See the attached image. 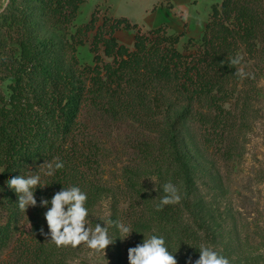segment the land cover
Here are the masks:
<instances>
[{
	"label": "trees",
	"instance_id": "16d2710c",
	"mask_svg": "<svg viewBox=\"0 0 264 264\" xmlns=\"http://www.w3.org/2000/svg\"><path fill=\"white\" fill-rule=\"evenodd\" d=\"M84 1L7 0L0 11V178L6 183L13 176H41L31 215L36 237L20 249L19 264H68L75 255L70 246L57 248L46 235L49 230L41 227L51 207L50 203L41 206L42 199L50 201L63 187L75 185L87 193L89 210L106 192L91 179L96 158L84 150L81 138L78 118L87 104L114 117L123 112L163 113L168 152L163 159L165 169L158 170L157 176L164 184L176 185L182 199L157 211L164 195L162 186L150 190L128 173L126 187L140 204L139 214L145 220L176 226L196 190L193 176L199 170L181 139V128L193 116L195 105L214 103L217 93L223 96L227 86L239 80L228 60L239 54L240 44L252 53L255 41L264 35V0L211 4L200 47L188 53L175 47L179 36L165 33L161 26L151 29L154 37L150 38L139 32L136 23L114 18L106 37L94 36L96 64L80 66L73 54L68 55V48H74L61 28L73 21ZM118 29L137 30L132 50L118 42L113 34ZM99 43L111 63L98 62ZM55 158L65 167L52 176L44 175L39 165ZM1 196L0 255L27 212L19 210L18 196L7 185ZM109 219L118 221L116 208Z\"/></svg>",
	"mask_w": 264,
	"mask_h": 264
},
{
	"label": "rangeland",
	"instance_id": "374dc122",
	"mask_svg": "<svg viewBox=\"0 0 264 264\" xmlns=\"http://www.w3.org/2000/svg\"><path fill=\"white\" fill-rule=\"evenodd\" d=\"M172 1L175 7L171 0H85L73 21L61 28L74 48H68V55L73 54L80 66H94L95 34L106 37L112 20L120 17L136 23L139 32L150 38L154 37L151 29L161 26L165 33L179 36L175 45L179 51H197L211 4L219 5L222 0ZM6 2L0 0V11ZM178 9L180 17L175 14ZM92 15L94 22L86 28ZM136 31L118 29L113 34L120 44L132 50ZM255 42L252 53L244 44L238 49L243 56L239 67L254 73L255 79H239L227 86L223 96L217 93L214 103L195 105L193 116L181 128V139L199 170L193 176L196 190L187 207H183L176 226L145 220L147 217L139 214L140 204L126 187L128 173L150 190L163 186L157 176L158 170L165 169L163 159L168 152L163 113L123 112L114 117L88 104L81 109L78 119L84 150L96 158L90 169L91 179L106 189L89 209L87 225L94 229L100 223L103 227L116 208L118 221L133 232L125 239L110 226L113 244L106 249V255L82 245L74 249L75 255L68 264H128V249L151 234L165 237L178 264H194L201 245L214 246L231 264H264V35ZM96 50L100 65L112 62L103 53L102 43ZM5 185L0 178V202ZM33 209L31 205L27 208L18 230L1 252L0 264H19L20 249L33 242ZM41 227L48 231L45 218Z\"/></svg>",
	"mask_w": 264,
	"mask_h": 264
},
{
	"label": "clouds",
	"instance_id": "9594fccd",
	"mask_svg": "<svg viewBox=\"0 0 264 264\" xmlns=\"http://www.w3.org/2000/svg\"><path fill=\"white\" fill-rule=\"evenodd\" d=\"M185 19H187L185 17ZM243 61V56L237 54L228 60L229 67H235V76L239 79H255L254 73H249L239 66ZM43 174L46 176L54 175L58 170H62L65 164L59 158L53 162L45 161L39 165ZM40 174L28 175L27 177L19 175L10 177L6 182L9 189L15 191L18 196V208L21 212H26L27 208L36 206L37 201L34 196L35 190L40 187ZM41 188V187H40ZM164 195L160 198L157 205V211L163 210L165 206L180 203L182 197L176 185L171 182L162 186ZM155 190V189H154ZM88 195L82 191L79 186L63 187L56 192L51 200L42 199L40 204L51 207L44 213L47 222L50 242L57 248L71 247L73 249L80 246H86L94 253H103L106 255V249L113 244L109 235V227H116L119 232L125 235V239L130 237L132 229L120 221L109 219L102 227L96 223L94 229L87 225L89 210L86 207ZM43 233V229H41ZM128 264H178L175 254H173L162 235L151 234L144 238L142 243L130 247L127 251ZM194 264H231L228 257L215 250L214 246L201 245L199 249V258Z\"/></svg>",
	"mask_w": 264,
	"mask_h": 264
},
{
	"label": "crops",
	"instance_id": "0c3cea01",
	"mask_svg": "<svg viewBox=\"0 0 264 264\" xmlns=\"http://www.w3.org/2000/svg\"><path fill=\"white\" fill-rule=\"evenodd\" d=\"M171 3H172V4H173V6L175 7V5H176V4H175V3H174L172 0H171ZM183 13H184V12H183ZM175 14H176V15H178V16L180 17L181 10H179V9H178V10H177V12H175ZM183 15H184V18H185V17H186V16H185V14H183ZM186 18H187V17H186ZM184 22H186V23H187V22H188V20H184Z\"/></svg>",
	"mask_w": 264,
	"mask_h": 264
}]
</instances>
